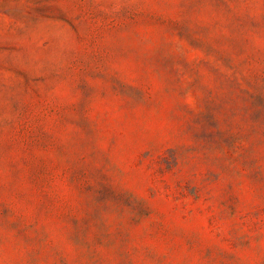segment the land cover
<instances>
[{
  "label": "rangeland",
  "instance_id": "rangeland-1",
  "mask_svg": "<svg viewBox=\"0 0 264 264\" xmlns=\"http://www.w3.org/2000/svg\"><path fill=\"white\" fill-rule=\"evenodd\" d=\"M0 264H264V0H0Z\"/></svg>",
  "mask_w": 264,
  "mask_h": 264
}]
</instances>
